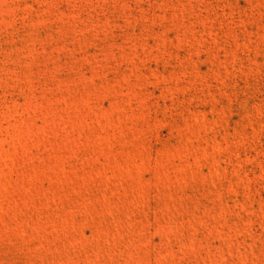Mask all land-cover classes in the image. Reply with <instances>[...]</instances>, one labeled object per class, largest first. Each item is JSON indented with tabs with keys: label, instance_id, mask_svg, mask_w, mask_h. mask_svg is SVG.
Here are the masks:
<instances>
[{
	"label": "rangeland",
	"instance_id": "obj_1",
	"mask_svg": "<svg viewBox=\"0 0 264 264\" xmlns=\"http://www.w3.org/2000/svg\"><path fill=\"white\" fill-rule=\"evenodd\" d=\"M0 264H264V0H0Z\"/></svg>",
	"mask_w": 264,
	"mask_h": 264
}]
</instances>
